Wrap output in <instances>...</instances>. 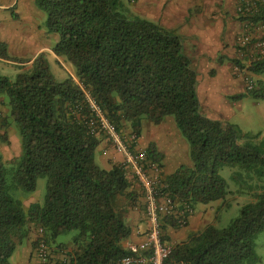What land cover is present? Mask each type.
Listing matches in <instances>:
<instances>
[{
	"label": "trees",
	"instance_id": "trees-1",
	"mask_svg": "<svg viewBox=\"0 0 264 264\" xmlns=\"http://www.w3.org/2000/svg\"><path fill=\"white\" fill-rule=\"evenodd\" d=\"M36 4L46 14L47 32L59 37L54 53L75 66L76 76L57 81L45 53L15 80L0 73V97L8 108L4 126L17 128L22 147L10 169L0 153V264H12L30 224L42 229L38 240L51 248L60 237L77 232L72 249L65 251L67 260L59 264H122L131 254L125 245L132 234L126 213L140 206L143 193L123 164L106 169L97 162L105 137L88 125L93 113L85 90L120 130L127 125L139 137L144 120L158 125L167 116L174 118L193 162L165 178V190L181 207L225 199L231 193L220 174L225 166L252 182L255 200L230 226L210 224L190 233L173 245L164 264H263L256 241L264 231V139L255 142L238 125L203 112L201 77L185 52L184 37L128 13L123 0ZM258 12L254 21L264 19V7ZM0 57L21 60L2 42ZM249 71L264 73V54L249 64ZM247 92L264 98L262 88ZM146 150L162 167L164 155L156 144ZM40 177L48 180L45 201L25 208L19 193L34 192ZM168 219L177 223L174 216Z\"/></svg>",
	"mask_w": 264,
	"mask_h": 264
},
{
	"label": "crops",
	"instance_id": "crops-1",
	"mask_svg": "<svg viewBox=\"0 0 264 264\" xmlns=\"http://www.w3.org/2000/svg\"><path fill=\"white\" fill-rule=\"evenodd\" d=\"M143 1L149 3L142 7L144 16L160 20L164 26L173 27L172 29L184 37L185 52L191 59L193 68L199 72L201 77L199 88L200 86L204 87L209 104L220 110L217 114L208 116L213 119L229 121L231 105L233 102L238 103L237 99H231L233 95L248 94L242 78L233 73L236 61L240 59V64L248 70L247 63L250 59V53L239 51L237 43V37L243 29L237 13L240 0ZM45 18L46 14L37 6L36 0H0V42L7 45L8 52L13 58L24 59L21 62L5 60L0 57V63L13 64L21 69L24 66L28 68L41 53L62 62V59L57 57L53 51L59 37L47 32L44 25ZM245 62L246 65H244ZM75 74L71 72L70 76L75 77ZM244 75L245 73H242L243 77ZM252 76L254 81L257 78V81L259 79V82H262V74H253ZM259 88L261 85L258 86L256 83L254 89ZM0 98L2 99V97ZM199 98L201 100L200 92ZM126 128H128L127 125L124 126V129ZM153 142L158 151L164 155L162 171L165 177L182 165H193L189 154V145L179 129H176L172 117L167 116L158 125L144 120L143 133L139 138L138 146L147 149ZM105 151H107L106 154ZM98 153L97 162L106 169H110L114 164H123V154L115 151L106 138L100 144ZM136 185L138 184L136 183ZM200 205L201 208H198V205L193 208L188 224L184 227L175 224L173 219L165 221L164 232L169 243L175 245L184 242L190 233L202 231L208 225L216 223L214 222V207L210 204ZM133 210L137 213L139 209L134 207L126 213L132 234L125 245L130 242L139 243L145 235V214L142 211L140 214L138 211L136 215ZM39 236V230L30 224L28 237L12 256L14 264L33 263L35 242ZM71 239L59 238L57 243L52 245V250L56 254L53 263L58 262L64 256L61 248L67 247L68 251L72 249ZM63 243V247L57 246Z\"/></svg>",
	"mask_w": 264,
	"mask_h": 264
},
{
	"label": "built area",
	"instance_id": "built-area-1",
	"mask_svg": "<svg viewBox=\"0 0 264 264\" xmlns=\"http://www.w3.org/2000/svg\"><path fill=\"white\" fill-rule=\"evenodd\" d=\"M261 7H264V0H240L237 8L243 26L237 43L239 51L250 53L249 64L264 54V19H252ZM235 71L245 73L247 91L254 90L255 81L251 72L240 65L235 66ZM85 94L93 113V117L88 121L89 127L98 129L113 149L123 154L124 168L138 182L143 193L146 218L144 239L139 243L130 242L126 245L131 254L122 260V264H164L173 250V245L167 241L164 232L166 218L174 216L177 225L184 227L188 224L193 208L189 204L181 207L165 190L166 177L162 167L148 158L146 148H139L138 134L133 130L128 134L120 130L105 114L90 91L85 90ZM39 233L42 236L41 228ZM33 256L32 264H59L67 260V255H64L60 261L53 263V250L42 239L37 241Z\"/></svg>",
	"mask_w": 264,
	"mask_h": 264
},
{
	"label": "rangeland",
	"instance_id": "rangeland-1",
	"mask_svg": "<svg viewBox=\"0 0 264 264\" xmlns=\"http://www.w3.org/2000/svg\"><path fill=\"white\" fill-rule=\"evenodd\" d=\"M123 3L125 7L129 10L127 11L128 13L147 18L142 14V7L144 5H148L149 4L148 1L123 0ZM150 20L162 24L160 20H154V19H150ZM44 22H45L44 25L46 26V18ZM172 28L173 27H170V29ZM47 58L51 73L57 81L62 82L70 76L71 72L76 73L75 66L70 62H68L66 59H62V62H60L52 56H47ZM23 60L24 59H21L19 61L23 62ZM240 62L241 60L239 59V63L236 62L235 66L240 65L241 67H243L240 64ZM247 64L249 70V61ZM244 65H246V62L244 63ZM235 66L233 67V73L235 75H239L242 78L245 84V88L247 90L246 82L244 80L245 76L243 77L242 73L241 74L237 73L235 71ZM243 68H245V66ZM20 69L21 68L13 64L0 63V73L9 77L11 80H15L17 78L19 72H21L22 70ZM251 74L253 75V73ZM261 79L262 82H259V79L257 81L256 78L255 84L257 83L258 86L261 85V88L264 90V73H262ZM199 92L201 95L200 102L203 112L206 115L217 114L218 111L220 110L216 109L214 106L209 104L207 93L203 86H200V88L198 86V94ZM231 99L233 100L234 98ZM237 100L238 103L233 102L231 105L230 108L231 111L229 113L228 122L238 125L244 133H249L250 135L255 136V139L253 140L255 142H259L260 140L264 139V98L256 97L253 94H247L243 96L241 99H237ZM7 114H8V108L2 104V99L0 98V153L3 155L4 160L8 163V167L10 169L14 165L13 162H16L17 159L20 158L22 154V147H21L20 136L17 128L14 125L4 126V123H6L4 117ZM172 119L176 129L178 130L173 117ZM123 130L127 134L131 131L129 127ZM139 148H141V146ZM96 158H99L98 151ZM236 171L237 169L230 166H225L220 169V174L228 182L229 190L231 191V193H229L227 197L223 200L210 203V205L213 206L215 209L214 222H216L215 223L216 226L220 228L230 226L232 222L240 216L243 206L255 200V196L253 195L254 187L251 186L252 182L246 180L245 177H243V175L235 173ZM136 183L138 184L137 181ZM47 184H48L47 178L40 177L37 181V187L34 192L23 193L22 191H20L19 194L23 199L25 208H28L31 203H40V204L44 203L47 194ZM138 185H135V188L141 189L140 185L139 186ZM198 208H201L200 204H198ZM138 209L140 214H141L140 211L144 212L143 200H141ZM133 211L135 212V210ZM138 211L137 213L135 212L136 215L138 214ZM76 233H77L76 231H72L67 236L60 237V239L70 240L74 235H76ZM61 250L63 254L66 255L65 251H67V247H63L61 248ZM256 251L259 257L261 258L262 263L264 264V231L261 232L257 238ZM53 255L55 258L56 254L54 253V250H53ZM62 258H60L59 260H61ZM11 262L12 264H14L13 257L11 258Z\"/></svg>",
	"mask_w": 264,
	"mask_h": 264
}]
</instances>
